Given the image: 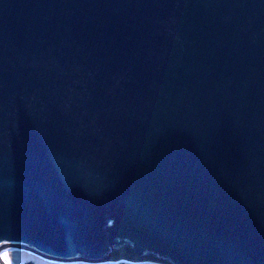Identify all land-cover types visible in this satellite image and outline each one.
Segmentation results:
<instances>
[{
    "label": "water",
    "instance_id": "1",
    "mask_svg": "<svg viewBox=\"0 0 264 264\" xmlns=\"http://www.w3.org/2000/svg\"><path fill=\"white\" fill-rule=\"evenodd\" d=\"M264 264V0H0V264Z\"/></svg>",
    "mask_w": 264,
    "mask_h": 264
},
{
    "label": "trees",
    "instance_id": "2",
    "mask_svg": "<svg viewBox=\"0 0 264 264\" xmlns=\"http://www.w3.org/2000/svg\"><path fill=\"white\" fill-rule=\"evenodd\" d=\"M23 264H66V263H57L53 261H49L46 259H43L41 257L35 256L31 254L30 258L26 259ZM70 264H137V263H130L125 261H119V262H105V263H83V262H77V263H70Z\"/></svg>",
    "mask_w": 264,
    "mask_h": 264
},
{
    "label": "rangeland",
    "instance_id": "3",
    "mask_svg": "<svg viewBox=\"0 0 264 264\" xmlns=\"http://www.w3.org/2000/svg\"><path fill=\"white\" fill-rule=\"evenodd\" d=\"M6 254L15 264H23V262L31 256L30 252L22 249H7Z\"/></svg>",
    "mask_w": 264,
    "mask_h": 264
},
{
    "label": "bare ground",
    "instance_id": "4",
    "mask_svg": "<svg viewBox=\"0 0 264 264\" xmlns=\"http://www.w3.org/2000/svg\"><path fill=\"white\" fill-rule=\"evenodd\" d=\"M4 252H6V250L4 249ZM15 264V263H14Z\"/></svg>",
    "mask_w": 264,
    "mask_h": 264
}]
</instances>
